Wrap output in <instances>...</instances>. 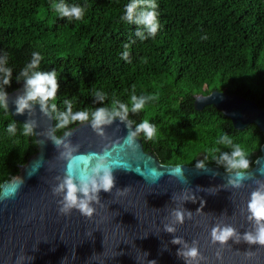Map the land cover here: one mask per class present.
Returning <instances> with one entry per match:
<instances>
[{"label":"trees","instance_id":"16d2710c","mask_svg":"<svg viewBox=\"0 0 264 264\" xmlns=\"http://www.w3.org/2000/svg\"><path fill=\"white\" fill-rule=\"evenodd\" d=\"M59 2L84 7L83 19L60 18L52 8ZM132 2L0 0V60L7 58L5 66L12 69L11 84L0 83V90L24 89L20 73L38 52L37 70L57 72L59 90L49 101L57 135L81 123L57 127L65 100L72 101L74 112L87 110L91 116L100 107H130L132 95L156 96L142 111H129L127 119L135 129L143 120L157 127L153 140L143 133L136 137L161 164L203 162L236 172L221 156L239 144L251 169L264 142L261 131L253 124L235 130L214 106L196 111L193 102L195 95L219 90L264 105V0H155L160 26L154 37L123 19ZM13 122L16 130L9 133ZM23 125L0 107V185L36 152L33 133L24 136ZM224 135L231 144L220 142Z\"/></svg>","mask_w":264,"mask_h":264},{"label":"water","instance_id":"95a60500","mask_svg":"<svg viewBox=\"0 0 264 264\" xmlns=\"http://www.w3.org/2000/svg\"><path fill=\"white\" fill-rule=\"evenodd\" d=\"M23 91L8 93V110L16 121L34 124L36 152L0 185V264H264V246L244 239L255 231L251 193L264 190V142L243 179L215 165H163L136 135L129 141L136 129L128 119L101 130L89 120L57 135L49 107L16 114ZM208 105L235 130L253 124L264 137V105L219 90L194 96L196 111ZM101 158L112 166V190L99 193L91 216L61 213L63 194L54 189L68 166L88 172ZM225 227L233 237L214 242L213 229ZM192 247L197 257L178 254Z\"/></svg>","mask_w":264,"mask_h":264},{"label":"clouds","instance_id":"9594fccd","mask_svg":"<svg viewBox=\"0 0 264 264\" xmlns=\"http://www.w3.org/2000/svg\"><path fill=\"white\" fill-rule=\"evenodd\" d=\"M55 12L59 14L60 18L75 19L77 21L82 20L85 15L84 7L80 5H68L64 2L55 3L52 5ZM158 8L155 0H133L132 3L125 6V15L123 19L130 24L142 26L148 33V36L154 37L159 29V21L157 19ZM136 35L141 36V39H147L143 37L139 31ZM130 44H125L124 48L128 49ZM129 52L123 53V59L127 60ZM42 57L38 52L32 53L30 63H28L20 73V77L24 78V91L23 95H20L15 100V108L17 115H23L26 111L31 112L34 105L38 104L42 112H46L49 107V101H55L57 92L59 90L58 78L56 71H40ZM7 58L0 60V83L5 86H9L12 80V69L6 67ZM17 77V80L20 79ZM0 90V107L6 111L8 109V94L6 91ZM96 97L103 101L105 96L101 93H95ZM131 106L120 103L117 107L111 109L106 107L97 108L92 112L91 116L87 110H81L74 112L72 110V101L65 100L66 110L59 115L57 127H66L73 122H86L91 120V126L96 130H101L103 126L110 124L114 119L119 118L121 121L127 119L129 111L132 113H138L145 107L147 99H157L156 96L145 98L143 96H131ZM51 108L56 109V104L52 103ZM34 124L26 122L23 125L24 136H29L33 133ZM16 130V124L13 122L8 125L7 131L14 133ZM138 133H143L145 139L153 140L157 135V127L150 124L147 120H143L136 128L135 133H131L129 141ZM220 142L231 144V139L224 135ZM80 158H77V165ZM226 164L228 170L236 171L237 179H243V170H247L249 167V160L245 151L239 144L233 147L231 153H224L221 156ZM197 168L203 167V162L196 164ZM176 171H179L177 169ZM114 186V176L112 174V166L105 164L103 159H99L98 162L91 167L88 172L81 171L77 174L74 171L73 165L70 164L66 170L63 181L54 189L57 194L62 193L63 198L60 201L62 207L61 213H68L75 209L84 216H91L94 209L91 207L93 201H97L99 193L101 191L110 192ZM248 211L250 213V219L255 222V231L245 233L244 239L249 244H256L264 246V190H256L251 193L250 200L248 202ZM178 221L183 220V214L179 211L175 213ZM169 232L173 231V228L168 227L166 229ZM234 235V229L231 227H225L222 229L214 228L211 236L214 242L221 244L227 243ZM179 243L178 240L173 241ZM182 254L185 258H195L198 255V250L195 247L187 249ZM155 264V262H153Z\"/></svg>","mask_w":264,"mask_h":264}]
</instances>
